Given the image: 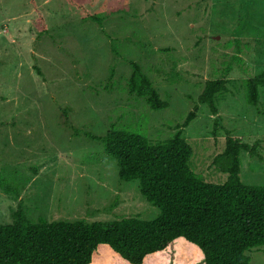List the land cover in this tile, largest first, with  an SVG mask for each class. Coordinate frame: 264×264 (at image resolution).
I'll return each mask as SVG.
<instances>
[{
	"label": "rangeland",
	"instance_id": "rangeland-1",
	"mask_svg": "<svg viewBox=\"0 0 264 264\" xmlns=\"http://www.w3.org/2000/svg\"><path fill=\"white\" fill-rule=\"evenodd\" d=\"M73 1L100 24L65 0H0V225L18 207L32 224L156 219L137 182H120L115 162L85 133L101 137L114 127L167 140L211 80L227 90L215 97L216 117L199 105L183 132L190 170L204 183L226 182L212 165L226 132L256 144L264 160V89L254 108L243 88L264 72V0ZM131 63L166 109L152 112L129 93ZM239 159L241 182L264 186L263 161L247 152ZM247 255L264 264V247ZM90 264L128 263L100 246ZM142 264L203 262L178 239Z\"/></svg>",
	"mask_w": 264,
	"mask_h": 264
},
{
	"label": "trees",
	"instance_id": "trees-1",
	"mask_svg": "<svg viewBox=\"0 0 264 264\" xmlns=\"http://www.w3.org/2000/svg\"><path fill=\"white\" fill-rule=\"evenodd\" d=\"M65 1L83 20L100 24L73 0ZM131 68L129 93L143 98L152 112L166 109L168 103L160 99L140 67L131 63ZM225 85L222 79L207 81L192 111L167 140L151 142L137 131L114 127L101 137L85 133L115 162L120 182H137L139 194L158 209L156 219L39 220L32 224L18 207L12 223L0 225V264H90L100 246L128 264H142L147 256L172 247L178 239L197 248L203 264H249L247 252L264 247V186L241 182L239 157L247 152L264 163L257 145L250 146L226 132L225 147L212 165L226 174L227 180L213 185L202 182L190 170L192 149L183 136L199 105L217 116L215 97L226 92ZM243 88L245 103L256 108L259 90L264 89V72L245 80ZM213 126L216 133L218 118Z\"/></svg>",
	"mask_w": 264,
	"mask_h": 264
}]
</instances>
